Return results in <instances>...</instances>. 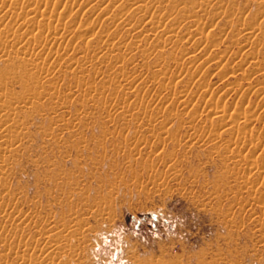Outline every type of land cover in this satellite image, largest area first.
<instances>
[{
	"label": "rangeland",
	"instance_id": "374dc122",
	"mask_svg": "<svg viewBox=\"0 0 264 264\" xmlns=\"http://www.w3.org/2000/svg\"><path fill=\"white\" fill-rule=\"evenodd\" d=\"M0 264H264V0H0Z\"/></svg>",
	"mask_w": 264,
	"mask_h": 264
},
{
	"label": "bare ground",
	"instance_id": "6f19581e",
	"mask_svg": "<svg viewBox=\"0 0 264 264\" xmlns=\"http://www.w3.org/2000/svg\"><path fill=\"white\" fill-rule=\"evenodd\" d=\"M218 113H219V111H218Z\"/></svg>",
	"mask_w": 264,
	"mask_h": 264
}]
</instances>
